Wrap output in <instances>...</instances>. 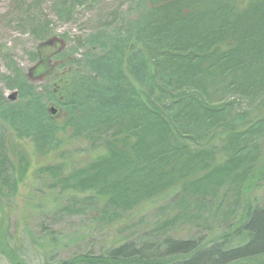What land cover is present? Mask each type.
I'll return each mask as SVG.
<instances>
[{"label":"trees","instance_id":"trees-1","mask_svg":"<svg viewBox=\"0 0 264 264\" xmlns=\"http://www.w3.org/2000/svg\"><path fill=\"white\" fill-rule=\"evenodd\" d=\"M145 1L150 9L138 35L143 40L144 63L155 83L153 94L143 87L138 90L140 99L129 98L130 90L124 89H131L125 84L128 68L124 64L117 67L115 58L113 70L105 73L112 63L110 51L119 50L116 39L94 44L105 33L90 36L91 57L86 58L94 64L103 62L100 69L94 66L103 76L102 80L94 76V81L91 76L80 84L86 87L80 93L90 95L87 103L91 105L81 109L82 117L88 116L93 126L77 121L73 135L92 151L77 157L75 150L63 148L64 137L56 144L54 128L42 125L40 111H31L26 117L38 123L31 128L41 139L38 151L57 160L42 165L35 174L46 180L45 188L63 195L88 193L84 198L91 203L88 209L113 221L155 201L169 188L188 200L197 196L194 205L201 208L214 203L213 193L224 194L234 198L242 210L226 231L211 240L165 237L157 244L154 239L139 242L122 237L99 254H78L66 261H56L65 247L57 244L56 231H45L38 243H47L51 255L43 264H264V103L257 115L252 114V107L237 114L241 99L250 105L264 99V0ZM16 86L21 98L27 94L34 101L32 86L20 80ZM114 91L132 105L113 106L109 99ZM230 92L238 98L223 102ZM46 94L54 96L53 91ZM216 95L218 100H214ZM3 100L0 93V105ZM23 112L20 109L18 116ZM189 123L198 136L187 131ZM47 127L53 131L51 140ZM13 128L24 135L19 125ZM10 152L5 147L0 150V246L13 254L12 264H29L22 248L25 240L8 244L9 208L1 196L5 189L13 195L31 166L23 151ZM247 187L253 190L249 198ZM43 200L39 204L42 211L46 209ZM53 204L50 211L60 208L57 202ZM150 235L155 236L154 230Z\"/></svg>","mask_w":264,"mask_h":264},{"label":"rangeland","instance_id":"rangeland-1","mask_svg":"<svg viewBox=\"0 0 264 264\" xmlns=\"http://www.w3.org/2000/svg\"><path fill=\"white\" fill-rule=\"evenodd\" d=\"M149 9L145 0H0V93L4 96L0 111L4 110L5 113L0 115V140L5 143L0 146V150L5 147L11 151L10 154L13 150L23 151L31 166L18 190L12 195L5 189L6 194L1 197L9 208L8 244L11 245L13 240H25L22 248L29 264H43L45 257L51 255L47 243L45 246L38 243L42 242L45 231H56L57 244L65 246L56 261H66L78 254H99L122 237L139 242L154 239L157 244L162 243L165 237L211 240L226 231L235 222V215L242 210L234 198H226L224 194L213 193L210 197L214 198V203L201 208L194 205L197 196L188 200L185 194H173L169 188L155 201L124 213L113 221L88 209L91 203L84 200L88 193L73 191L63 195L58 190L45 188L43 183L46 180L38 179L35 174L42 165L57 160L52 154L45 156L38 151L37 141L41 139L31 129L38 123L26 117L31 111H40L43 116L42 125L54 128L56 144L64 137L63 148L75 150L77 157L86 156L92 151L82 139L73 135L77 121L81 125L82 120V126H93L88 116L82 117L81 109L87 110L91 105L87 103L90 95L87 96L85 91L80 93L81 87H85L80 84H86L91 76L93 81L94 76L99 80L103 76L98 75L94 69V66H102L103 62L94 64L93 59L86 58L91 57L90 36L97 35L99 31L105 33L93 40L94 44L106 40L109 43L111 37L116 39L119 50L113 48L110 51L109 60L112 63L105 73L109 69L113 70L115 58L119 61L117 67L124 64L128 68L130 73L127 74L125 84H129L131 89H124L130 90L129 98L140 99L138 90L143 87L153 94L155 83L149 77L148 64L144 63L143 40L138 35L139 26L145 21ZM94 44L92 49L96 47ZM48 70L50 76L45 77ZM86 72L92 75L81 78ZM19 80L21 84L33 87L35 93L30 92L34 101L27 94L21 98L16 86ZM106 80L113 85L111 79L106 77ZM49 91H53L54 96L46 94ZM227 95L223 102L238 98L234 92ZM69 98L71 103L66 104ZM214 100H218V95ZM109 101L118 107H122L124 102L132 105L126 98L125 101L123 97L119 98L115 91ZM238 103L237 114L252 107V114L257 115L264 99L259 98L250 105L243 98ZM52 107L57 110L56 113H52ZM20 109L24 112L18 116ZM76 110H79L77 114ZM15 125L23 129L20 132L24 135L16 132L13 128ZM191 126L192 123L186 125L187 131L198 136L197 129ZM52 128L47 127L48 140H51ZM191 142L195 144V141ZM252 191L247 187L246 197L249 198ZM76 194L79 195L77 198ZM46 198L50 201H46ZM261 198H264V188ZM41 199H45L43 204L46 209L43 211L39 208ZM54 201L60 208L50 211ZM98 211L101 212L100 208ZM164 220L169 221L165 226L157 228ZM153 230L155 236L150 235ZM31 236L36 240L31 241ZM10 257H14L10 250H3L0 246V264H12ZM15 259L22 262L18 257Z\"/></svg>","mask_w":264,"mask_h":264},{"label":"water","instance_id":"water-1","mask_svg":"<svg viewBox=\"0 0 264 264\" xmlns=\"http://www.w3.org/2000/svg\"><path fill=\"white\" fill-rule=\"evenodd\" d=\"M51 111H52V113H56L57 112V110L54 107L51 108Z\"/></svg>","mask_w":264,"mask_h":264},{"label":"flooded vegetation","instance_id":"flooded-vegetation-1","mask_svg":"<svg viewBox=\"0 0 264 264\" xmlns=\"http://www.w3.org/2000/svg\"><path fill=\"white\" fill-rule=\"evenodd\" d=\"M58 90V89H57Z\"/></svg>","mask_w":264,"mask_h":264}]
</instances>
